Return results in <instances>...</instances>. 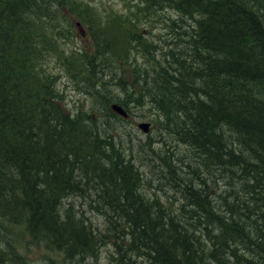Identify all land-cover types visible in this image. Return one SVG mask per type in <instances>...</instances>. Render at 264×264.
I'll return each instance as SVG.
<instances>
[{
  "label": "trees",
  "instance_id": "obj_1",
  "mask_svg": "<svg viewBox=\"0 0 264 264\" xmlns=\"http://www.w3.org/2000/svg\"><path fill=\"white\" fill-rule=\"evenodd\" d=\"M164 5L174 16L161 12ZM132 6L139 21L124 12L100 15L83 0H0V209L22 208L16 218H24L32 240L55 238L50 242L65 259L97 258L100 246L112 244L110 264H135L137 257L149 264H242L232 248L238 241L264 259L263 250L252 248L264 245L252 242L246 224L253 213L264 227V26L258 15L264 17V0H134ZM157 17L171 27L191 21L189 39L174 34L165 42L163 62L144 47H156L146 37ZM76 21L93 50L70 48L76 56L67 69L116 71L121 92L101 95L104 112L125 120L110 103L129 112L130 104L147 99L148 109L162 113L189 148L194 167L221 175L224 196L214 188H184L183 205L174 209L157 195L139 200L143 174L130 157H120L105 114L94 108L71 113L45 66L60 50L59 28L68 38ZM38 175L43 185L34 193L29 179ZM69 193L91 202L102 196L109 212L103 230L81 214L57 213L59 198ZM149 200L155 214L143 204Z\"/></svg>",
  "mask_w": 264,
  "mask_h": 264
},
{
  "label": "rangeland",
  "instance_id": "obj_2",
  "mask_svg": "<svg viewBox=\"0 0 264 264\" xmlns=\"http://www.w3.org/2000/svg\"><path fill=\"white\" fill-rule=\"evenodd\" d=\"M83 1L90 2L95 7V11L100 15L104 14L106 16L116 11L119 13L124 12L132 18H137L135 13L132 14L135 10L134 6H132L134 0ZM158 10L156 11L157 13ZM160 10L167 15L174 16L173 10L166 5ZM187 23L190 24L191 21L188 19ZM61 24L64 27L63 21ZM82 26L86 30L85 26ZM63 27L59 28V33L57 34L60 50L49 54L50 56L46 59L45 66L47 70L55 75L56 87L64 95L65 106L71 113H75L78 108H83L84 110L94 108V110L99 111L98 115H104V100L101 95L108 96L121 92L120 84L118 81L116 83V79L114 78L118 75L110 67L106 69L113 74H107L101 70L90 73L88 72V67L84 75H78L74 72L72 66L69 65L67 69L65 65L66 61L69 57L76 56V54H69L72 50L70 48H81L82 51L85 50L86 52H90L93 49L92 41L89 39L87 31L85 35H82L74 27L71 34H68V38H65V29ZM149 27L150 34L147 36V39L152 40L157 45L150 52L160 62H163L161 53L162 41H167L174 34L175 36H179V38L186 39L183 34L176 33V27H171L170 21H162L159 17H157L156 21L151 22ZM140 32L142 33V30ZM69 36L73 37L69 38ZM173 38L170 40L171 42ZM76 52L77 54L79 53L78 51ZM135 55L140 56L139 54ZM81 58L85 59L83 56ZM138 62H142L141 57ZM123 75L125 80L130 78L128 70ZM99 78H101V86L95 87V81ZM147 102V99H145L143 106H138L135 103L133 105L130 104L129 117L125 120L113 121L115 142L118 147H122L121 151L126 155L119 154L120 157H130L142 172L143 192L148 196L157 195L165 205L176 206L181 200L180 191L178 187H171V184L168 182L171 174L167 171L169 168H173L178 172L179 170L182 171L183 176L190 177L191 174H186V172L191 171L190 166H194L193 154L185 144L178 140L171 126L169 128L166 127L167 123L162 117V113H158L154 109H148ZM109 121L111 123L112 120ZM142 121L150 123L148 132H143L138 128L137 124ZM163 159L166 163L163 162ZM160 173L165 175L160 176ZM167 196L168 199H166ZM90 197L94 198L92 193H90ZM89 201V197L71 194L67 199L61 200L60 210L72 206L75 213L73 216L78 217V214H81L83 220L87 218L93 227L103 230L106 225L104 216L95 209H88L87 205ZM11 232L12 248L23 258L20 264H65L60 252L51 249L44 242L32 240L24 224L14 225L11 228ZM113 248L112 244L100 246L97 258H85V261L87 259L85 264H110V253ZM135 264L149 263L147 260L137 257Z\"/></svg>",
  "mask_w": 264,
  "mask_h": 264
},
{
  "label": "bare ground",
  "instance_id": "obj_3",
  "mask_svg": "<svg viewBox=\"0 0 264 264\" xmlns=\"http://www.w3.org/2000/svg\"><path fill=\"white\" fill-rule=\"evenodd\" d=\"M260 12L258 11V15L261 17L262 25L264 26V17L261 15L262 13H260ZM239 20H240V23L243 21V19H239ZM137 24H139V23H137ZM141 25H138V27H140ZM134 28H137V27H134ZM188 28H190V24H188L184 20H179L176 23V30L175 31L177 34H183L186 39H189L190 30ZM146 38H148V37H146ZM165 42L166 41H162V46H161L162 51L165 50V49H163L164 46L166 45ZM172 42L174 43L176 41L173 40ZM154 44L156 45V43H154ZM144 47L146 50L149 49L148 51L151 50V45L149 43H146ZM260 63H262V62H260ZM139 70L141 71V68H139ZM114 103H116V102H114ZM104 114H105L107 124H108L107 133L116 141V138L113 134V132L115 131L113 129L114 128L113 121L114 120L118 121V119H117V117L113 116L112 114H110L108 112H104ZM109 120H112L111 123ZM223 148H224L223 146L218 145L216 151H218V152L224 151V153H226L225 152L226 150H224ZM154 154H156V152H154ZM186 166H188V165L186 164ZM213 167H215V166H213ZM190 168H191V171L188 169L189 172L188 171L186 172V174H189V173L191 174L190 177L189 176L188 177L183 176V172L180 170L178 172V171H176V169L169 168L167 172L169 174H171V176H169L170 178H168L169 179L168 182L171 184V187H178L179 189L178 188H176V189H178L179 191L183 190L184 188L188 189V190H193V191H197L200 189L207 190L209 188H214L218 192V194L223 195V196L225 195V190L223 188V186H224L223 182L224 181L222 180L221 175H218L215 170H213L211 172V175H207L205 170H202V169L198 170L194 166H190ZM215 168H217V167H215ZM179 169H183V168H179ZM164 175L165 174L160 173V176H164ZM29 180L33 181L31 186H34V189H35L34 193L39 191V189L43 185V183L41 181V175L32 177ZM142 180H143V178H142ZM217 185H218V187H217ZM142 186H143V182L138 186V188L135 192L139 196L140 201L147 199L149 197L148 195H146L143 192ZM0 190H1V188H0ZM70 194L71 193L65 195L64 197L59 198V205H58L57 213H60L61 215L64 213H70L71 215L75 214L72 206H69L65 209L62 208L60 210L61 200L67 199L70 196ZM33 195H35V194H33ZM226 197L227 196H225V200H226ZM157 198L160 200V198L158 196H157ZM166 199H168V196L166 197ZM217 199L220 202H222V199L220 197H217ZM227 200H230V198H227ZM97 201H96L97 203L94 201L93 202L89 201L88 205H87L88 209L89 208L95 209L94 205H99L100 209H95V210L98 211L100 214L105 215V217L107 219L109 212L107 213L108 205L106 204V201L102 198V196H101L100 200L98 199ZM143 204L146 207H148L149 212H151L150 214L156 213L155 205L153 204V202L151 200H149L148 202H144ZM178 204L183 205L182 200H180V202ZM167 206L170 209L176 208V206H171L169 204ZM215 209L220 212V209H217V208H215ZM22 212H23L22 208H20V207L15 208V207H12L11 205H9L7 208L0 209V264H20L22 262L23 258L15 251L14 248H12L13 241L11 239V237H12L11 228L14 227V225L25 224L24 218L22 216L16 218V216ZM200 214L202 215V217L205 218V215L202 211H200ZM246 224L252 230V236H253L252 240H254L252 242H254V244H256V245H257L256 242H261L264 245V227H263L262 223L260 222V220L257 219L255 214L252 213L251 216L248 217V219L246 220ZM46 228L48 229V231L51 232V234H53V226H52L51 222L47 223ZM38 236L42 237L41 235H38ZM42 238H44V237H42ZM48 240H49V242H47L46 244L50 245L51 247L50 246L49 247L51 249L59 251L57 249V247L55 245H53V243H51V242L55 241V238L48 239ZM252 242H250V243H252ZM233 246L237 247L238 253H240V256H242V264H255L257 260H262V263H264V259L261 258L262 256L256 257L255 255L248 253V251L246 249H244V247H246L245 244L243 245L242 242L238 241L232 245V248H233ZM252 248H254L256 250H263L264 251V248L262 246L257 245V247H252ZM61 254H62V252H61ZM62 258H63L65 264H85V262L87 261V259L85 261V258H66L65 259L63 256H62ZM239 260H241V257H239Z\"/></svg>",
  "mask_w": 264,
  "mask_h": 264
},
{
  "label": "water",
  "instance_id": "obj_4",
  "mask_svg": "<svg viewBox=\"0 0 264 264\" xmlns=\"http://www.w3.org/2000/svg\"><path fill=\"white\" fill-rule=\"evenodd\" d=\"M111 109L116 112L117 114L126 117L127 116V112L118 104L116 103H112L111 104ZM138 127L140 129H142L144 132L148 131V127H149V123L148 122H141L138 124Z\"/></svg>",
  "mask_w": 264,
  "mask_h": 264
}]
</instances>
